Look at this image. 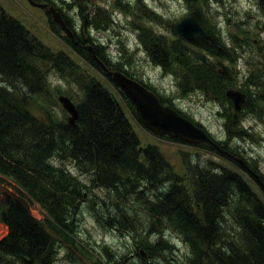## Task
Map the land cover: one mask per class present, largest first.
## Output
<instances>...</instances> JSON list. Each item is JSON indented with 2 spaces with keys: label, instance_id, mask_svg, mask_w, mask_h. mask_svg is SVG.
Listing matches in <instances>:
<instances>
[{
  "label": "trees",
  "instance_id": "1",
  "mask_svg": "<svg viewBox=\"0 0 264 264\" xmlns=\"http://www.w3.org/2000/svg\"><path fill=\"white\" fill-rule=\"evenodd\" d=\"M100 16H95L94 21L86 19L91 26L105 30L106 24L98 22ZM52 25L55 26L53 21ZM170 29L175 40L168 50L166 37L140 35L145 38L143 43L152 51L156 64L167 67L176 63L188 78L193 75L196 81L220 82L221 93L232 88L225 74L215 75L207 56L197 51L224 56L226 52L219 50L213 39H197L189 44L172 26ZM75 37L76 40L65 37L70 49L102 73L107 85L84 71L66 53L47 47L0 4V176L13 180L46 214L39 220L5 197L0 205V222L8 228V233L0 241V264H55L56 238H66L73 244L66 233H73L74 221L88 200L92 185L106 190L116 202L117 214L109 217L115 226L128 228L129 225L119 220L127 213L119 208L120 202H130L133 198L145 205L149 217L156 219L151 230L159 228L160 232L169 226L190 248L188 264H264V175L257 163H249L231 151L246 161L259 181L225 156L221 157L236 168L185 159L191 179L189 188L158 147L142 146L125 111L127 104L135 115L133 104L94 59L87 48L89 42ZM146 38L150 45L146 44ZM93 48L99 60L110 68L98 47ZM50 73L79 88L78 94L70 98L80 115L75 124L51 116L38 117L29 109V101L45 92ZM250 104L244 107L250 108ZM253 107H259L258 103ZM242 112L234 111L226 119L230 138L243 139L247 133L238 124ZM201 147L218 153L210 145ZM223 148L228 149L225 145ZM52 160H71L89 180L83 182L68 170L56 167ZM164 187L168 189L163 191ZM148 193L157 196V200L147 202ZM114 194L120 201L113 198ZM107 201H102L105 206ZM89 202L93 207L99 204L94 199ZM171 249L169 242L164 241L146 247L143 253L153 258L155 253L162 255ZM106 253L111 256V252ZM95 264L102 261L96 260Z\"/></svg>",
  "mask_w": 264,
  "mask_h": 264
},
{
  "label": "rangeland",
  "instance_id": "2",
  "mask_svg": "<svg viewBox=\"0 0 264 264\" xmlns=\"http://www.w3.org/2000/svg\"><path fill=\"white\" fill-rule=\"evenodd\" d=\"M32 1L47 5V9L54 6L64 15L73 34L75 32L77 36L87 40L90 46L98 47L110 63L111 69H121L146 85L161 100L204 128L223 147L225 145L229 151L235 152L249 163L256 162L259 171L264 175V111L260 110L264 109V0ZM0 4L28 26L47 47L57 53H66L84 71L87 70L90 75L107 85L106 77L102 73L90 64L87 65L70 49L65 37L70 38L58 24L53 22L55 26L52 25L45 10L33 6L29 0H0ZM192 11L196 12L197 17L200 15L206 29L213 34L212 42H216L219 50L226 54L216 56L202 50L197 51L207 56L208 64L215 75L219 71L224 73L226 79L231 82V89L246 93L250 99L247 104L251 102L252 108L244 107L238 120L239 126L247 132L243 139L230 138L226 131V119L235 111L233 103L226 97L227 88L221 93L220 82L213 79L196 81L193 75L188 78L176 63H170L167 67L159 66L152 59V51L144 45L145 38L140 36L141 33L164 36L168 50L172 46L171 42L175 40L170 29L171 24L180 21ZM100 14L102 16L98 17V22L106 24L105 30L97 25L91 26L86 19L94 21V17ZM150 43L146 38V44ZM110 89L114 92L111 86ZM78 92L79 88L75 83L56 73H50L45 92H40V95L37 94V97L29 101V109L38 117L51 116L57 121H68L69 114L60 104L59 98H74ZM255 103H258L259 107H253ZM125 108L142 146L158 147L175 173L185 179L189 188L191 179L185 159L202 164L208 162L212 166L236 168L218 153L210 152L204 147L154 135L140 124L136 114H131L127 104ZM52 161L56 167L68 170L72 176L79 177L83 182L89 180V176L82 174L71 160ZM249 180L260 192L253 180ZM167 189L168 187H164L162 190ZM7 190L30 203L33 217L43 220L46 216L40 205L13 180L0 176L1 202L2 194ZM148 194L145 199L147 202L157 200V196L154 198L151 193ZM113 198L120 201L115 194ZM93 199L99 203L97 206H91L89 201ZM132 199L128 200L130 202L122 201L123 203L118 204L121 206L119 208L127 211L119 220L128 222V228L118 223L115 226L109 217L117 214L116 202L109 198L106 190L95 185L90 186L88 200L82 205L74 221L73 233H66L73 244L67 242L66 238H56L55 264H95L96 260L102 261V264H188L191 250L179 234L169 226H165L160 232L159 228L151 230L150 226L156 219L149 217L145 205ZM103 200H108L107 206L103 204ZM98 212L102 214L99 216ZM7 232V227L0 223V241ZM164 241L169 242L172 247L170 251L167 250L162 255L157 252L153 258L142 255L141 250ZM106 252H111L110 255L117 260L114 261Z\"/></svg>",
  "mask_w": 264,
  "mask_h": 264
},
{
  "label": "water",
  "instance_id": "3",
  "mask_svg": "<svg viewBox=\"0 0 264 264\" xmlns=\"http://www.w3.org/2000/svg\"><path fill=\"white\" fill-rule=\"evenodd\" d=\"M29 1L34 6L42 9L47 8V5L36 4L32 0ZM47 13L53 17L54 21L60 25L62 30L69 37L73 40L75 39L73 33L67 27L60 13L52 7L47 11ZM174 29L179 36L185 38L186 40H194L198 35L208 38L206 32L197 21L194 13L183 17L179 22L175 23ZM87 48L106 74L112 78L113 82L132 102L139 122L146 129L158 137L167 136L172 140L179 139L191 145L210 144L220 154L234 158V156L217 144L201 127L182 116L171 106L163 105L160 99L153 92L148 90L138 81L128 77L120 71L108 69L96 56L93 47L88 46ZM227 98L233 102L235 110L241 111L246 102L247 96L238 90L230 89L227 91ZM59 101L62 107L70 115L69 122L71 124H75L80 118L76 105L65 96H61ZM235 159L243 169L249 171L253 176H255V178L258 179V176L253 173V171L242 159ZM7 193L11 198L18 202L25 211L30 213V205L24 198L10 191H7Z\"/></svg>",
  "mask_w": 264,
  "mask_h": 264
},
{
  "label": "bare ground",
  "instance_id": "4",
  "mask_svg": "<svg viewBox=\"0 0 264 264\" xmlns=\"http://www.w3.org/2000/svg\"><path fill=\"white\" fill-rule=\"evenodd\" d=\"M50 30V29H49ZM65 42V41H64ZM62 95V94H61ZM33 97V96H32ZM31 100V99H30ZM33 102V101H32ZM42 109V108H41ZM74 164V163H73ZM74 166V165H73ZM79 167V166H78ZM148 213V212H147ZM142 223V222H141ZM81 228V227H80ZM144 252V251H143Z\"/></svg>",
  "mask_w": 264,
  "mask_h": 264
}]
</instances>
